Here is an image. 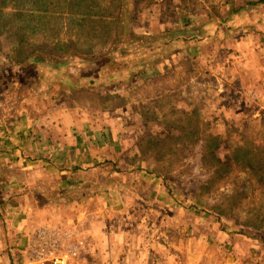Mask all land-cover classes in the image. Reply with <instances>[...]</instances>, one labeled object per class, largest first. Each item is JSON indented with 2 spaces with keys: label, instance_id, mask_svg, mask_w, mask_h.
<instances>
[{
  "label": "rangeland",
  "instance_id": "rangeland-1",
  "mask_svg": "<svg viewBox=\"0 0 264 264\" xmlns=\"http://www.w3.org/2000/svg\"><path fill=\"white\" fill-rule=\"evenodd\" d=\"M55 1L57 13L66 16L48 23L57 33L61 23L75 27L79 10L68 0ZM8 6L0 12V30L6 27L0 58H17L11 40L16 1ZM122 9L116 35V0H89L90 43L91 30L110 27L113 43L104 55L72 61L65 70L94 80L83 81L86 91L67 99L78 116L82 107L93 109L94 116H87L90 130L105 127L102 142L90 144L103 153L97 160L101 170L87 176L94 188L80 191L82 178L74 177L78 190L67 197L64 177H58L53 189L37 195L48 205L57 202L48 198L53 193L61 200L88 195L93 200L84 208L50 207L40 218L56 225L78 220L87 210L99 232L119 236L116 264H264V187L248 185L250 177L238 166L217 178L221 166L205 147L207 138L214 139V155L223 163L237 143L264 149V0H123ZM69 35L67 30L61 39ZM248 90L256 97L247 96ZM55 114L64 120V112ZM191 126L197 132L188 136ZM157 137L158 145L151 146ZM84 165L74 168L86 170ZM115 173L116 192L108 188ZM103 183L104 191L92 193ZM77 224L83 232L84 225ZM107 258L102 260L113 264ZM98 259L74 255L68 261L97 264ZM48 262L53 264L52 258ZM25 263L14 250L0 254V264Z\"/></svg>",
  "mask_w": 264,
  "mask_h": 264
},
{
  "label": "crops",
  "instance_id": "crops-1",
  "mask_svg": "<svg viewBox=\"0 0 264 264\" xmlns=\"http://www.w3.org/2000/svg\"><path fill=\"white\" fill-rule=\"evenodd\" d=\"M9 1H1V14L9 11ZM15 1L18 22L14 29L15 39L11 40L21 57L6 54L0 58V254L8 256L14 250L16 255L24 257L25 264H51L48 262L51 258L52 263L54 259L60 260L58 264H89L84 260L68 261L75 252L78 257H99L97 264H106L102 259L108 255L109 263L116 264L119 236L116 231L99 232L94 223L88 221L90 215L87 210L85 213L82 211L78 220L64 219L56 222V225L43 222L40 218L42 212L50 207L54 209L73 204L88 207L92 202L90 200H93L90 195L61 200L56 199L53 193L48 198L58 202H54V205L40 204L37 196L40 191H48V187L53 189L58 177L60 180L64 177L67 197L69 192L78 190L73 186L78 183L74 177L82 178L80 191L94 188L89 187L87 176H96L101 170L97 160L101 159L103 153L90 144L102 142L99 135L105 131V127L100 129L97 126L91 131V119H87V116H94L93 109L82 107L81 113L86 115L83 118V114L78 116L72 104L67 102L73 93L86 91L83 81L94 80L82 76L74 78L72 73L65 70L73 64L72 61L82 59L83 62L88 58L93 61V58L104 55L106 49L111 48L113 42L110 38L114 30L111 27L107 32L97 28L91 30V40L94 37L95 40L90 43L87 31L89 0H68L70 6L73 3L72 8L74 6L79 10V21L69 29L65 28L67 23H61L62 30L58 33L57 26L50 25L48 19L64 17L66 13H57L55 0ZM3 5H7L6 9ZM121 7L122 0H116V17L112 18L116 21V35ZM51 9H55L53 15H50ZM70 14L73 15L72 12ZM38 20L41 27H38ZM67 30H70V35L63 41L61 35ZM5 32L6 27H1L0 39L3 43ZM104 38H107V42ZM95 43L97 45L90 46ZM1 49L3 45H0ZM130 74L129 71L128 76ZM117 76L122 78L121 74ZM247 96L256 97L251 90H248ZM55 97L64 99L58 101ZM57 110L65 113L64 120L62 117L56 118ZM56 161L63 162V166L56 167ZM83 165L86 170L74 168H84ZM114 175L116 173L108 188L116 192ZM104 184L96 185L97 190L92 193H100L99 189L104 191ZM77 223L84 225L83 232L79 231ZM41 248L50 256L48 260L38 259Z\"/></svg>",
  "mask_w": 264,
  "mask_h": 264
},
{
  "label": "trees",
  "instance_id": "trees-1",
  "mask_svg": "<svg viewBox=\"0 0 264 264\" xmlns=\"http://www.w3.org/2000/svg\"><path fill=\"white\" fill-rule=\"evenodd\" d=\"M261 2V1H260ZM123 3V0H122ZM259 2H257L258 4ZM256 4V3H255ZM121 10L122 7H121ZM179 33L185 34V32L180 31ZM192 33L195 34V32L192 31ZM135 67H138L135 66ZM93 84V82H92ZM191 114L189 113H183V116L189 117ZM192 131L190 133H186V135L191 136L197 131H195L194 127L191 126ZM202 139V138H201ZM206 142V149L208 150L209 157H211L215 163H218L221 167H219L218 170L215 171L214 175H217V178L220 177V180L225 178L226 176H229V172L235 168V166L240 167L245 175L250 177L249 179L245 177V182L247 181L248 185H254L264 187V149L262 146H258L254 143L247 144V143H237L235 145H232L229 147L230 156L227 158V161L223 163L220 159H217L214 155V150L216 149L217 143L212 138H207ZM161 139L157 137L156 139H153L151 141V146L158 145L159 141ZM200 141V139H199ZM198 140L193 142V144H196L199 142ZM155 143V144H154ZM214 163V164H215ZM223 163V166L221 165ZM261 163V164H260ZM240 176H243L240 175ZM243 190V188H242ZM241 190V191H242ZM246 191V190H244ZM244 194V193H242ZM219 211V208H216Z\"/></svg>",
  "mask_w": 264,
  "mask_h": 264
},
{
  "label": "built area",
  "instance_id": "built-area-1",
  "mask_svg": "<svg viewBox=\"0 0 264 264\" xmlns=\"http://www.w3.org/2000/svg\"><path fill=\"white\" fill-rule=\"evenodd\" d=\"M38 252H40L39 254H38V259H42V260H45L47 257H50L49 255H48V253L46 252V250L45 249H43V248H41V250H38ZM74 255H76V253L74 252ZM43 257H45V258H43ZM58 261H60V260H58ZM57 260H55L54 259V264H58V263H60V262H58Z\"/></svg>",
  "mask_w": 264,
  "mask_h": 264
}]
</instances>
